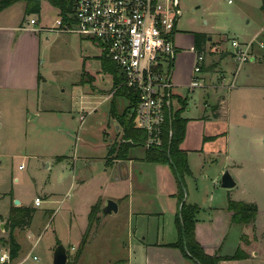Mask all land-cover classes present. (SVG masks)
I'll use <instances>...</instances> for the list:
<instances>
[{
	"label": "rangeland",
	"instance_id": "1",
	"mask_svg": "<svg viewBox=\"0 0 264 264\" xmlns=\"http://www.w3.org/2000/svg\"><path fill=\"white\" fill-rule=\"evenodd\" d=\"M213 1H180L183 16L178 22L179 29L188 31L196 28H207L212 29V32L227 29L228 18L231 19L229 16L230 9L235 6V3L230 4L228 0H220L219 3L212 4ZM57 15L56 10L46 6L41 20L51 25ZM36 16L34 15V17ZM184 21L186 24L183 23ZM206 22L209 24L208 26L205 25ZM45 32L41 33V56L42 59H49L42 71L50 75L48 84L52 94L49 93L48 101L50 102L40 104V107L52 108L53 110L42 111L40 108L41 114L34 116L38 109L37 105L21 106L16 102L7 103L4 109V125L0 126V256L4 252L10 255L8 224L5 219L9 214L10 207L14 204L15 199L33 203L35 196H43L41 184L49 186L52 180L49 170L45 168L49 161L54 164L57 156H63V162L66 163L65 172L69 176L73 174V169L76 173L83 170H86L87 174L89 172L95 173L101 163L99 157L106 154L105 142L107 146L111 147V152L126 143L123 126H120V121L110 113L112 100H117L116 97L118 96L111 97L108 101L104 100V94L93 91V88L110 90L112 87V77L103 72L101 63L96 57L100 50L74 33ZM47 35L50 39L46 42L45 37ZM231 40L228 39L224 42L221 40L213 44L217 48L228 50ZM80 53L83 54V71L89 73L91 79L88 75L83 74V85H79L82 87L77 88L78 86L72 82L77 78L75 72L80 67ZM250 66L252 68L250 72L256 84L264 82L263 68L259 67L258 64H251ZM63 72L64 75H62ZM241 72L242 76L246 74L245 70ZM226 76L225 82L232 84L233 75L231 71ZM82 90L83 116L79 112L82 108L78 98V93ZM202 90L208 89L196 88L194 92H190L188 105L182 110V116L189 117L191 120L187 118L186 132H188V136L186 134L185 145L192 149L201 148L199 140L201 132L221 133L231 129L228 155L231 157V173L235 176L237 185L230 189L221 186L224 174L221 171L225 161V155L221 151H212L207 154L203 151L193 152L190 150L188 163L193 173L185 175L184 200H187V203H197L201 206L199 216L201 220L206 221L212 218L213 211L210 208L212 205H216L221 215L224 214L223 207L229 196L237 200L257 203L263 210L260 214V224L264 226V141L261 140L264 134V90L242 93L232 101V105H227V120L221 119L209 126L203 121H211L213 119L212 112L208 113L207 110V116L202 118L203 121L199 120V116L203 113ZM106 92L105 90L101 91V93ZM177 92L183 93L184 96L187 94L184 89L177 90ZM115 105L118 113H121L120 111H124L128 106V101L122 97L119 100V105L116 102ZM179 106L180 103L174 99V110ZM251 108L253 115H249ZM256 108L258 109L257 112H255ZM127 109H130L129 106ZM129 111L131 112V110ZM247 114L248 117L245 116ZM224 145V139L219 140L216 142L215 148L223 150L221 146ZM136 147L144 148L145 146ZM145 149L148 151L149 148L145 147ZM91 156L96 158L90 159ZM75 157L83 158V161L74 160ZM86 159H88L87 162ZM146 164L145 174L140 173V170L143 169L141 168L142 165H138L134 173L136 178L146 176L145 183L152 184V179L155 182L153 175L155 167L150 163L146 162ZM163 165L158 167L157 172H160L159 177L161 178L165 200L159 194L158 197L163 198L160 204L152 201L145 204L143 208L154 211L161 206L166 212L162 234L166 239L179 240L174 218L167 213L171 205L177 207L176 201L170 197L173 187L171 178L175 176V173L170 163ZM54 167L62 168L61 164H55ZM98 173L100 170L97 171ZM214 178H216L215 181L212 180ZM138 181L141 183L142 179L139 178ZM95 188L94 179L88 178L85 189L90 197L93 195L96 197V194H93ZM60 189L58 188V190ZM78 194L74 193L73 189L69 190L66 187L60 190V194L56 198L57 202L54 204H49L43 198L42 204L35 206L36 210L30 227L16 229L15 237L21 245L19 255L15 259L10 258L9 263L0 261V264H53L54 250L59 242L57 238L67 247V264L73 262L80 241L86 232V229H83L82 216L77 217L72 225L69 223L73 213L69 204L73 205ZM153 199L151 198V200ZM50 206L56 210L52 216L45 212V209L50 208ZM80 210L82 211L83 208L78 207L77 211ZM125 218L124 215L110 216L100 232L98 231L101 227L96 229L94 224L89 231V241H92L94 237L99 238L95 243L86 244L77 264H117L118 261L115 260V257L120 255V258H126L129 249L127 247L128 231L125 230L127 226ZM168 225L171 227V233L168 231ZM254 229L249 236L255 235ZM236 233L237 229H231L228 240L234 238ZM257 234L259 241H264V233L257 232ZM149 235H156L155 230L153 229L152 232L150 230ZM174 252L169 251V254L160 252L158 257L161 258L165 255L171 257Z\"/></svg>",
	"mask_w": 264,
	"mask_h": 264
},
{
	"label": "crops",
	"instance_id": "2",
	"mask_svg": "<svg viewBox=\"0 0 264 264\" xmlns=\"http://www.w3.org/2000/svg\"><path fill=\"white\" fill-rule=\"evenodd\" d=\"M180 1L182 0H179V2ZM219 2L220 0H214L212 4H217ZM228 2L230 4L235 3V6L230 9L229 16H231V19L228 18L229 23L226 25L227 29L224 28L223 31L219 32H212V29L209 30L207 28H196L188 31H182L179 29V26H177V33L175 36V43L178 50L175 56L172 74V79L175 84L173 87V94L174 99H176L177 103H180V106L174 110L175 107L173 105V110L177 111L180 109L183 106L182 101H186V108L188 105L189 93L196 90L194 89L191 91L189 85L195 76L194 67L197 61V52L199 50L196 47V34L199 33L201 46L203 49L205 48L208 50V53L205 55V59L201 64L202 71L199 74L203 82L206 84L204 85L205 87L199 88L208 89L202 90L201 103L203 106V113L199 116V120L203 121L202 118L207 116V110L208 113L212 112L213 119L211 121H203V123L208 126L213 124V122H219L221 119L227 120V105H232V101L237 99V97L242 93H252L254 90H264V82L256 84L255 80L252 78V73L250 72V70H252L250 66L251 64H258V66L262 67L264 70L263 0H228ZM46 6L56 10L58 14L56 17H60L59 10L52 6L47 0L42 1L41 13L37 15L38 17H34L35 14H32L27 16L25 19L26 2L22 0L17 1L0 11L1 127L4 125V109L7 103L12 104L16 102L21 106L37 105L38 109L34 116H39L41 114L40 108L42 111L53 110L52 108L40 107V104L43 105L50 102L48 99L50 94H52V92L49 91L48 84V77L50 75H47L45 71H42L44 66L47 65L49 58L46 60V58L42 59L41 56V33L45 31V33L54 32L42 29L47 28L54 23L53 21L50 25L42 22L41 20ZM32 17L37 19V24L32 25L29 23ZM57 18H55V20ZM183 23L186 24L185 21ZM205 25L208 26L209 24L206 22ZM74 34L78 35L81 39L88 41V43L100 50V53L96 57H98L101 63L103 72L112 77V87L110 90L105 88H93V91L104 94V100L109 101L111 97H114L115 81L113 74L105 70L103 67L102 60L106 55L104 54L102 46L96 41L85 39L77 33ZM258 38L260 39L257 42ZM49 39L50 37L47 35L45 37V41L47 42ZM228 39L229 41L231 39H238L243 42L254 40L252 58L246 62H239V60L231 53V44L229 45L228 50L220 48H217V50L212 49L215 46L213 43H217V41L221 40L224 42ZM79 57L82 61L80 60L81 63L79 70L75 72V75L77 74V78L72 82V84L78 86L77 88L82 87L79 85H83V74L85 76H89V73L83 71V54L80 53ZM252 60L254 62H249ZM242 70L246 71V74H243V76L241 72ZM229 71H231L233 75L232 84H227L225 82L227 78L226 74H228ZM64 74L65 73L63 72L62 75ZM66 75H68V73H66ZM92 78L94 79V76H92ZM180 89L186 90L187 94H185V96L182 95V92V94H179L177 90L180 91ZM103 90L107 92L101 93ZM175 96H178V98H175ZM122 97L126 98L129 106L130 100L127 93L116 97L117 100H115V102L119 105V100ZM78 98L79 104L82 108L79 112L81 116H83V90L78 93ZM124 111H120L121 113H118L117 111V113L120 115L123 114ZM257 111L258 109L256 108L255 112ZM250 114H254L252 112V108L249 110V115ZM245 116L248 117V114ZM185 118L189 119V117ZM119 125L117 126V130ZM230 132L231 129L222 131L221 133H211L209 131L201 132L199 134L201 148L198 149H192L185 145L188 136L187 132V136L181 147L187 150L188 153L190 150L193 152L203 151L207 154L212 151H221V153L225 155L223 170L221 172L223 173L228 170L231 173V157L228 155L230 150L228 147ZM223 139L225 141V145L221 146L223 147V150H218V148H215L216 142ZM261 140L264 141V134L262 135ZM104 145L106 147V154L99 157L101 163L97 169L98 172L100 170V173L98 174L97 171L95 173L89 172V174H87L86 170L76 173L74 171L75 169H73V174L69 176L65 172L66 163L63 162V156H57L54 164L49 161L45 168L49 170L51 176L50 178L52 180L49 186L41 184L40 187L42 188L43 195L40 197L41 200L43 201V198H45L49 204L56 203V198L60 194V190L66 187H68L69 190L73 189L74 193H79L75 197L73 205L71 206V204H69V208L72 209L71 211L73 212L72 216H70L69 223L72 225L76 221L77 217L82 216L84 230L87 229L89 223V212L94 204L100 201V208H102L107 199L115 200L118 203V212L102 216L100 211L99 215L101 218L99 222L95 224V228L97 229L100 226L101 228L99 227L100 229L98 231L100 232L102 226L105 224V221H107L110 216L124 215L126 217L125 220L127 226L125 227V230L128 231L127 247L129 251L126 258H120V255L117 256L118 258L115 257V260L118 261L117 264L121 262L124 264L126 262L128 264H198L195 259L185 255L180 247L174 246V244L179 241L178 239L169 240L164 237V234H162L166 212L161 208V206L154 209V211L143 208L145 204L152 201H156L160 204V201L163 198L160 199L158 197L160 196L159 194H161L165 200V194L163 193L160 181L161 178L159 177L160 172H157L159 166H164L163 163L149 162L147 159V150L144 146V148L136 146L130 148L126 153V156L122 158L117 155L119 148H117L114 152H110L111 147L109 145L107 146L106 142ZM94 158L96 157L91 156L90 159ZM73 159L83 161V158L80 157H75ZM85 161L87 162L88 159ZM146 162L155 167L153 174L155 182L152 179V184L145 183L146 176L136 178L134 173V170L138 168V165H142L141 168L143 169L140 170V173L145 174L144 169L147 165ZM55 164H61L62 168H55ZM190 169L192 172V168ZM131 170L132 172H130ZM231 175L235 179V176L232 173ZM88 178L94 179L96 183V188L93 192V194H96V197L94 195L90 197L89 193L85 189V183ZM139 178L142 179L141 183L138 181ZM215 179L216 178L212 180L215 181ZM171 181L173 182V187L170 197L176 201L177 207L171 205L167 213L174 218L177 235L180 237L176 218L181 208V202L179 200L178 177L176 174L173 178H171ZM58 188L61 189L58 190ZM36 197L39 196H35V199ZM151 198L154 199L151 200ZM35 199L33 203L31 201L26 203L22 199H19L21 202L20 206L35 208V206H39L35 204ZM230 200L244 201L237 200L231 196L227 197V202H225V206L223 207V215H221V212L218 210L216 205H212L210 207L213 211V214L211 215L212 218L207 221L200 219L199 215L201 206L197 203H187V200H184L186 204L198 205L200 208L196 215L195 236L197 241L202 245L205 252L210 255L221 257L230 256L235 254L238 248H241L246 253L245 257L241 256L238 259H220L218 264H264V241L261 240L262 242H260L257 234V232L260 234L264 233V226H261L260 224V214L263 211L261 206L254 203L258 207L257 216L254 221L250 223L233 222L232 212L228 208ZM12 206H15V204H12ZM78 207L83 208V212L81 210L77 211ZM45 210L46 213L51 214L50 216L56 212L52 206H50V208H46ZM7 218L8 216L5 217L6 221ZM153 229L155 230L156 235L151 236L149 235V232L150 230L152 232ZM231 229H237V233L234 238L228 240ZM253 229L255 231V235L249 236L250 233L253 232ZM168 231L170 233L172 232L170 225H168ZM255 236H257V238H254ZM98 238L96 239V237H94V239L89 241L88 244H91L92 242L95 243ZM57 240L61 241L59 238H57ZM124 247L126 246L124 245ZM169 251H175L171 255L172 258L168 255L163 257L161 256V258L158 257L160 252L169 254Z\"/></svg>",
	"mask_w": 264,
	"mask_h": 264
},
{
	"label": "built area",
	"instance_id": "3",
	"mask_svg": "<svg viewBox=\"0 0 264 264\" xmlns=\"http://www.w3.org/2000/svg\"><path fill=\"white\" fill-rule=\"evenodd\" d=\"M182 15L179 0H75L72 22L60 16L42 29L77 33L98 42L124 75L114 92L124 88L133 97L136 127L147 132L144 146L161 148L165 123L174 112L175 36ZM29 23L37 24V19L32 17ZM253 43L233 39L231 53L246 62L252 58ZM207 53L205 48L197 52L191 90L206 85L199 74ZM41 203L36 197L35 204ZM0 261L9 263L10 255L4 252Z\"/></svg>",
	"mask_w": 264,
	"mask_h": 264
},
{
	"label": "trees",
	"instance_id": "4",
	"mask_svg": "<svg viewBox=\"0 0 264 264\" xmlns=\"http://www.w3.org/2000/svg\"><path fill=\"white\" fill-rule=\"evenodd\" d=\"M21 0H0V11L6 7ZM26 2L25 19L27 16L41 13V6L43 0H22ZM52 6L59 10L60 16L64 20H70L72 22L73 13L75 9V0H47ZM264 5V0H263ZM200 34H196V47L201 51L203 47L199 40ZM102 64L105 70L111 72L114 76L115 87L124 81V75L120 71L117 64L106 56L103 57ZM126 89L121 88L114 93L115 96L126 94ZM128 98L131 97L132 103L129 105V110L126 109L123 114H118L116 110L115 100H112L111 115L120 121V125L123 126L125 144L119 147L117 155L120 157L126 156L128 150L134 146H144L147 139V132L136 127L135 117L133 113V107L135 105L134 99L131 94H128ZM183 106L177 111L173 112L170 117L167 118V122L164 126V146L161 148L150 147L147 151V159L153 163H170L173 171L178 177L179 186V200L181 202V208L176 218L177 227L179 229V241L174 246L180 247L185 255L195 259L198 264H218L220 259H238L241 256L245 257L246 253L238 248L235 254L230 256H216L210 255L205 252L202 245L197 241L195 236L196 215L199 212L198 205H188L184 202L185 197V175H190L191 169L188 164V152L180 145L183 143L187 134V118L182 116V110L185 109L186 101H182ZM169 130L172 131V136H169ZM111 152V151H110ZM100 201L91 207L88 216V226L85 234L83 235L80 246L76 253L73 262L68 264H77L82 250L89 242L90 228L100 220L101 211ZM229 210L232 212L233 222H245L250 223L255 220L258 212V207L254 203H247L244 201H229ZM34 207L28 206H12L7 218L8 224V244L10 247V258L15 259L21 250V245L15 237L16 229H22L29 227L35 212ZM61 243L59 241L57 244Z\"/></svg>",
	"mask_w": 264,
	"mask_h": 264
},
{
	"label": "water",
	"instance_id": "5",
	"mask_svg": "<svg viewBox=\"0 0 264 264\" xmlns=\"http://www.w3.org/2000/svg\"><path fill=\"white\" fill-rule=\"evenodd\" d=\"M237 184L231 173L226 170L222 177L221 186L224 188H233ZM15 206H20L21 202L19 199L14 200ZM118 203L113 199H107L104 206L101 208L102 216L110 215L114 212H118ZM3 227V224H2ZM68 252L67 247L61 242L57 244L54 250L53 264H67Z\"/></svg>",
	"mask_w": 264,
	"mask_h": 264
}]
</instances>
